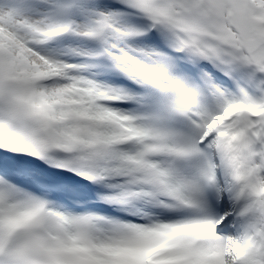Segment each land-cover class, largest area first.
Instances as JSON below:
<instances>
[{"label": "snow or ice", "instance_id": "6c2138e0", "mask_svg": "<svg viewBox=\"0 0 264 264\" xmlns=\"http://www.w3.org/2000/svg\"><path fill=\"white\" fill-rule=\"evenodd\" d=\"M0 264H264V0H0Z\"/></svg>", "mask_w": 264, "mask_h": 264}]
</instances>
